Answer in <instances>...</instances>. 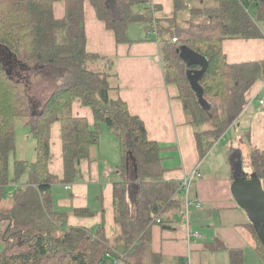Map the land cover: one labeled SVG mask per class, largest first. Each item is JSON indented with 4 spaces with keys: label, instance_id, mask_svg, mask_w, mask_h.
Here are the masks:
<instances>
[{
    "label": "trees",
    "instance_id": "obj_1",
    "mask_svg": "<svg viewBox=\"0 0 264 264\" xmlns=\"http://www.w3.org/2000/svg\"><path fill=\"white\" fill-rule=\"evenodd\" d=\"M55 1L0 0V56L5 61H0V264H110L113 259L118 264H169L152 249L151 227L167 225L181 215L180 181L164 179L161 146L148 138L144 122L129 111L125 101L110 96L105 68L112 61L86 49L85 0H65L60 18L54 15ZM88 1L116 43L131 42L128 28L136 22L156 39L165 82L176 86L198 153L205 156L239 116L246 91L264 79V59L230 63L222 49L225 39L264 37V0H172V16L165 19L155 15L160 9L157 0ZM181 46L207 62L198 79L207 108L198 102L186 74L199 66L186 65L179 55ZM7 52L28 68L60 71L59 82L39 107L23 82L10 73L15 62H10ZM96 60H103V67L93 68ZM36 75L37 71L31 72L29 77ZM75 100L91 109L92 124L72 114ZM19 117L25 118L34 141L35 159L13 158L10 163ZM54 122L61 126L63 182L78 180L77 161L90 158L102 125L118 140L122 178L113 183L116 232L110 238L102 225L94 230L67 225V214L53 207L51 186L58 179L48 164ZM249 158L264 188V149H250ZM23 175L26 180L19 183ZM12 182L13 192L6 196ZM73 213L92 215L88 208H76ZM250 226L264 259V247ZM229 264H244L241 250L229 251Z\"/></svg>",
    "mask_w": 264,
    "mask_h": 264
},
{
    "label": "crops",
    "instance_id": "obj_2",
    "mask_svg": "<svg viewBox=\"0 0 264 264\" xmlns=\"http://www.w3.org/2000/svg\"><path fill=\"white\" fill-rule=\"evenodd\" d=\"M157 2L160 9L156 17L170 18L172 0ZM53 9L57 18L62 17L65 0L57 8L54 4ZM84 27L86 49L112 61L110 67L105 68L110 96L125 101L129 111L144 122L148 138L161 146L164 179L179 182L194 173L186 218L182 217L183 204L181 215L176 214L167 225L153 224L152 249L162 253L169 264H229L231 249L242 251L244 264H264L252 223L231 192L234 173L248 176L253 172L250 149H264V103L260 104V100L264 101V79L257 80L246 91V102L237 119L201 158L193 126L188 123L177 88L165 82L159 44L151 34L147 35L144 25L130 24L131 42L116 43L113 32L96 17L94 8L85 0ZM222 49L230 63L262 60L264 37L225 39ZM72 114L86 118L89 124L94 122L91 109L78 100L72 104ZM60 128L59 122L50 127L48 170L58 179L51 186L53 207L67 214V225L93 230L102 225L110 238L116 232L113 183L122 178L118 171L121 162L118 140L102 125L97 147L92 149L89 159L79 162L78 180L63 182ZM26 131L34 146L28 127ZM33 153L18 158L33 161L35 151ZM130 167L134 173L132 160ZM21 178L23 183L26 175ZM76 208H88L92 215H75ZM0 245L1 253V242Z\"/></svg>",
    "mask_w": 264,
    "mask_h": 264
},
{
    "label": "water",
    "instance_id": "obj_3",
    "mask_svg": "<svg viewBox=\"0 0 264 264\" xmlns=\"http://www.w3.org/2000/svg\"><path fill=\"white\" fill-rule=\"evenodd\" d=\"M179 55L185 61L186 65L192 63L198 64L199 69L187 70V79L200 105L207 108L208 104L203 98L202 88L198 84V79L204 73L207 65L206 60L186 46L180 47ZM79 162L78 160L77 163ZM231 192L237 204L246 212L256 230L260 243L264 247V188L260 178L254 172L248 176L234 173Z\"/></svg>",
    "mask_w": 264,
    "mask_h": 264
},
{
    "label": "rangeland",
    "instance_id": "obj_4",
    "mask_svg": "<svg viewBox=\"0 0 264 264\" xmlns=\"http://www.w3.org/2000/svg\"><path fill=\"white\" fill-rule=\"evenodd\" d=\"M63 0H57L54 4H56V8L59 3H62ZM250 12L254 14L255 9L253 7L250 8ZM138 24V23H137ZM8 53V52H7ZM7 56V55H6ZM10 58V62L13 63V72L10 71L12 76L16 79H19L23 82V87L28 88V92L31 96V99L37 105L40 106L41 103L45 100V98L49 95V93L53 90V88L57 85V83L60 80L61 73L59 70L45 67L42 69L39 68H28L21 64L20 62L16 61L12 56L8 53V56ZM0 61L4 64L3 57L0 56ZM104 62L103 60H96L94 61L91 66L93 68L103 67L101 66V63ZM97 65V66H93ZM37 75L34 77H29V74L31 72H36ZM25 118H17L15 120V137H16V148L13 153L10 154V162L12 163V160L14 157L18 158L26 155H33V147L32 141L28 139L27 137V126H24ZM31 142V144L29 143ZM19 159V158H18ZM29 161V160H28ZM23 180L22 178L19 180V183H21ZM15 187V184L12 182L6 187V196L9 195V193L13 192V189ZM4 196V198L6 197ZM3 198V199H4ZM1 250V245H0Z\"/></svg>",
    "mask_w": 264,
    "mask_h": 264
},
{
    "label": "built area",
    "instance_id": "obj_5",
    "mask_svg": "<svg viewBox=\"0 0 264 264\" xmlns=\"http://www.w3.org/2000/svg\"><path fill=\"white\" fill-rule=\"evenodd\" d=\"M174 40L175 39H173V41ZM263 103H264V101L260 100V104H263ZM193 177H194V173L192 172L190 175H188L182 181H180V185H181V189H182V192H181L182 193V199L184 201V206H185L184 212L182 214L183 218H186L188 207L191 204V202L189 201V188H190ZM156 221L159 222L160 220L157 219ZM196 235H197V233H196ZM118 262H119L118 259H113L110 264H118Z\"/></svg>",
    "mask_w": 264,
    "mask_h": 264
}]
</instances>
